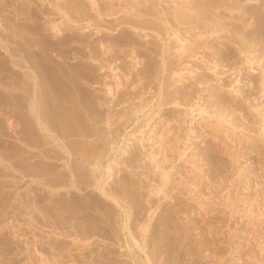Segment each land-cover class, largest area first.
I'll use <instances>...</instances> for the list:
<instances>
[{
    "label": "rangeland",
    "instance_id": "obj_1",
    "mask_svg": "<svg viewBox=\"0 0 264 264\" xmlns=\"http://www.w3.org/2000/svg\"><path fill=\"white\" fill-rule=\"evenodd\" d=\"M41 1L0 0V41L9 43L13 31L27 24L33 33L25 34L42 53V41L56 40L58 29L66 37L74 35L66 40L65 54L49 51L52 136L48 139L56 150L52 154L60 160H51L56 166L50 176L38 173L43 146L29 148L37 140L28 134L27 109L6 111L0 101V109L5 107L0 110V129L6 132L1 137H7L0 141L9 149L0 146V152L14 153L2 156L7 166H0V264H54V260L57 264H264V57L256 51L261 45L244 53L236 50L227 61L223 40L226 43L228 38L222 39V34L229 33L230 15L223 9L205 10L207 6L198 0L188 3H194V13L186 12L182 0H159L161 6L156 5L158 0H82L84 11L68 4L71 21L57 8L60 0ZM36 2L45 4V10ZM158 6L170 9L160 12L159 19L155 17ZM101 8L104 15L99 14ZM143 11L150 14L141 18L133 14ZM251 19L246 17L245 23ZM176 32L187 40L184 52L178 50ZM215 33L220 39L213 37ZM9 44L19 50L17 43ZM4 56L8 55L0 46L2 92L3 86L15 82L9 65L5 68ZM181 71L183 78L178 82L176 72ZM21 77L16 84L20 87ZM37 79L38 106L45 121L41 73ZM18 92L25 101L27 93ZM5 114L16 123L19 120L18 132L8 128ZM219 127H227V132ZM35 129L38 139L42 138L40 126ZM151 129L166 137L161 145L140 143L141 131L148 137ZM24 133L28 134L25 139ZM12 135H23V143ZM61 141L71 151L70 163L55 146ZM31 150L34 170H26L29 175L22 180L16 172L10 174L15 166L8 164L31 155ZM91 160L101 171L114 164L112 186L109 182L95 189L94 181L89 182ZM79 170L86 179L78 178ZM71 174L78 176L77 182ZM56 175L61 184L54 182ZM102 190L115 195L118 207ZM77 197L87 206L85 210L74 206ZM18 198L24 202L12 207L14 211L11 203L18 204ZM21 206L24 213L17 212ZM251 207L254 214L247 219Z\"/></svg>",
    "mask_w": 264,
    "mask_h": 264
},
{
    "label": "bare ground",
    "instance_id": "obj_2",
    "mask_svg": "<svg viewBox=\"0 0 264 264\" xmlns=\"http://www.w3.org/2000/svg\"><path fill=\"white\" fill-rule=\"evenodd\" d=\"M41 1V0H40ZM43 1V3L44 2H48L49 0H42ZM41 1V2H42ZM82 0H60L59 1V5H58V9L62 12V14H63V16L64 17H66V19L67 20H69V21H71L70 19H69V17L67 16V12H70L69 11V8H68V4H70V3H72V5H75V7H73L72 9H74L75 8V11H77V12H79L80 10H81V8H82V2H81ZM93 1V3H95V0H92ZM119 1H121V0H119ZM161 1V0H160ZM159 0L158 1H154V0H150V2H155L156 3V5H160L161 6V2H160ZM168 1V0H167ZM175 1V0H174ZM194 2V0H188L187 2H185L184 0H182L181 2L182 3H180V4H183V6H184V4L186 3L187 5H189V6H187L186 4H185V10H186V12H193L194 11V8L195 7H193V4H188V3H190V2ZM199 1V3L201 4L202 3V6H207L206 8H205V10L206 9H209L210 8V10H211V12L213 13H215V12H222V9L223 10H225V13L226 12H228V14L230 15V20H227V21H229L228 22V25L226 26V28H227V30H226V32H229V33H227V34H222V39L224 38V37H227L228 38V42H226L227 43V45H226V43L224 42V40H225V38H224V40H223V47H227V49H226V54H224V58H226L227 59V61H228V59H230V57L231 56H234L235 55V52H236V50H238L239 52H241V53H244V51L245 50H250V49H252V50H254V49H256L259 45H261V49L260 48H257L256 49V51H259V55H261V56H263L264 57V4H263V0H198ZM244 1V2H243ZM46 2V3H47ZM80 2V3H79ZM133 2H135V0L133 1ZM163 2H164V0H163ZM243 2V3H242ZM37 3V2H36ZM123 4H124V2H122ZM131 3H132V0H131ZM138 2H136V4H137ZM38 5L40 4L41 5V8H42V10L44 11L45 10V4H42V3H37ZM49 4H50V2H49ZM53 4V3H52ZM142 4H145L146 5V3H142ZM142 4H140V5H142ZM166 4V3H165ZM167 4H168V2H167ZM166 4V5H167ZM195 4H197V3H195ZM42 5L44 6V7H42ZM54 5V4H53ZM133 5H134V3H133ZM138 6H139V4H137ZM136 5V6H137ZM165 5V6H166ZM198 5V4H197ZM83 6H85V5H83ZM143 6V5H142ZM160 6H158L157 7V10L155 11V12H158L156 15H155V17L156 18H161L160 17V12H167L168 10L170 11V9H165V7L163 6V7H160ZM168 6V5H167ZM171 6V5H170ZM170 6H168V8H170ZM199 7H200V5H198ZM201 6V7H202ZM145 7V6H144ZM147 7V6H146ZM34 9H35V7H33ZM36 8H37V6H36ZM40 8V9H41ZM44 8V9H43ZM77 8V9H76ZM112 8V7H111ZM134 8V7H133ZM30 9V8H29ZM132 9V8H131ZM135 9V8H134ZM151 9V8H150ZM101 10H102V8L101 9H99V14H103L102 12H101ZM112 10V9H111ZM141 10V9H140ZM145 10H146V8H145ZM180 10H184V9H180ZM193 10V11H192ZM196 10V9H195ZM200 10V9H199ZM209 10V11H210ZM20 10H18V12H19ZM75 11H72V12H75ZM82 11H84L83 10V8H82ZM113 11V10H112ZM127 11V10H126ZM125 11V12H126ZM136 11V10H135ZM139 11V10H138ZM168 11V12H169ZM179 11V10H178ZM197 11V10H196ZM23 12V11H22ZM28 12V11H27ZM29 12H33V9H31V11H29ZM35 12H36V10H35ZM34 12V13H35ZM48 12V11H47ZM181 12V11H180ZM200 12H201V10H200ZM207 12V11H206ZM83 13V12H82ZM114 13V12H113ZM194 13V12H193ZM204 13V12H203ZM98 14V13H97ZM111 14V12L110 13H108V15H110ZM134 15L136 14V16L137 17H139V18H141V17H143V16H145L146 14H150V13H146V11L144 12H140V14L138 13H133ZM164 14H167V13H164ZM185 14V13H184ZM191 14V13H190ZM227 14V15H228ZM104 15V14H103ZM180 15V14H179ZM220 15H222V14H220ZM101 16V15H100ZM97 17V16H96ZM152 17V16H151ZM180 17V16H179ZM188 17V16H187ZM225 17V16H224ZM246 17L248 18V17H250V19H251V22H246L245 23V21H246ZM93 18H95V16L93 17ZM98 18V17H97ZM101 18V17H100ZM103 18V17H102ZM101 18V19H102ZM215 18V17H214ZM228 18V17H227ZM12 19V18H11ZM13 19H14V16H13ZM12 19V20H13ZM20 19V18H19ZM106 19V18H105ZM147 19V18H146ZM182 19V18H181ZM190 19V18H189ZM216 19V18H215ZM214 19V20H215ZM20 20H22V19H20ZM24 20V19H23ZM28 20H30V19H28ZM96 20V19H95ZM138 20V19H137ZM142 20H144V19H142ZM169 20V19H168ZM7 21H9L10 23H11V21H10V19L9 20H7ZM18 21V20H17ZM186 21H188V20H186ZM226 21V20H225ZM226 21V22H227ZM72 22H74V21H72ZM137 22V21H136ZM8 23V22H7ZM9 23V24H10ZM28 23V22H27ZM75 23V22H74ZM73 23V24H74ZM90 23V22H89ZM95 23H96V21H95ZM188 23L190 24V22L188 21ZM170 24V23H169ZM186 25H188V24H186ZM222 25V24H221ZM14 26H15V24H14ZM224 25H222V27H223ZM221 27V28H222ZM31 27L28 25L27 26V24L26 25H24V28H18L19 30H14L13 31V33L16 35V36H20L22 39H23V42H20V41H17V37L15 36V35H13V37H9V36H11V34H7V36L9 37L8 39H9V43H10V41L12 42H14L15 44L17 43L18 44V46H19V52L18 51H16L14 48H12L11 47V45L9 44V43H7V42H3V41H0V46H2V48H4V50L6 51V53H7V57L6 56H4V57H6V61H5V63L7 64L6 65V67L5 68H7V66L9 67V71H11V73L13 74V76H14V79H15V82H12V84L11 85H5V86H3V92L1 91V89H0V101L2 102V104H4L6 107H7V109H6V111H8V109H12V107H15V108H23V109H27L26 111H27V113H28V116H29V119H30V122H29V125L28 126H30V128H28L29 130H28V134L30 135V137H31V139H35V143L34 144H32V145H30V142H26V144H29V145H24L23 147H25L26 148V146H29V148H32L33 147V145H38V144H40L41 143V145L43 146L42 148H41V151H42V154L44 155V158H42V160L39 162L40 164L37 166V168H36V171L38 172V173H44V174H46L47 176H50L51 174H52V172H53V170H55V166H56V163L54 162V161H51L53 158H57V159H59V156L56 154H52V151H55L56 152V150L55 149H53L52 147H50L49 146V137L50 136H52V130L50 129V126H49V119H50V113H51V110H52V108H51V104H50V102H51V99H50V95H51V90H50V88L52 87V84H51V81H50V60H49V58H50V53H49V51L50 50H57V51H59V52H61V53H63V54H65L66 53V51H67V49L66 48H64V46L65 45H67V42H66V40H67V38H69L70 37V39H73V37H74V35H72V36H70V34H69V36L67 35V37H66V35H64V33L60 30V29H58L57 30V35H58V37H57V39L56 40H50V39H48V40H43L42 41V44L40 45V47H39V49L41 50V52L43 53H39V51H38V49H35L34 47H33V42H32V40L30 41L29 39H30V37L29 36H27L25 33L26 32H32L33 33V30H29ZM53 29H56V26H53L52 27ZM217 29H218V27H217ZM98 30V29H97ZM110 30V29H109ZM222 30V29H221ZM224 30H225V26H224ZM220 31V30H219ZM175 32V31H174ZM223 32V31H222ZM236 32H239L238 34H237V38H235L234 37V35H235V33ZM31 33V34H32ZM96 33V32H95ZM137 33V32H136ZM178 32H176V36H174L175 38H176V41H178L179 42V44H180V48L178 49L179 50V52H184V50H185V47H186V42H187V40L185 39V37H182L180 34H177ZM74 34V33H73ZM77 35L78 34H80V33H76ZM86 36H87V34H85ZM112 35V34H111ZM213 35V34H212ZM89 36V35H88ZM207 36V35H206ZM215 36V38H216V36H217V34L215 33L214 35H213V37ZM78 37V36H77ZM109 37V36H108ZM205 37V36H204ZM233 37L235 38V39H233ZM81 38H84V37H81ZM88 38V37H87ZM113 38V37H112ZM119 38V37H118ZM214 38V39H215ZM218 39H220V37H217ZM216 38V39H217ZM86 38H84V40H85ZM120 39V38H119ZM189 39V38H188ZM221 39V40H222ZM87 40V39H86ZM118 40V39H117ZM87 41H89V39L87 40ZM119 41V40H118ZM200 41V40H199ZM206 42V41H205ZM177 43V42H176ZM224 43H225V45L226 46H224ZM201 44V43H200ZM188 45V44H187ZM231 45L233 46V47H231ZM198 46V45H197ZM237 46H238V48H237ZM218 47H221V46H218ZM223 47H221V48H223ZM236 48V49H235ZM207 49V48H206ZM214 49V48H213ZM215 49H217L218 50V48H215ZM15 50V51H14ZM93 50V49H92ZM101 50V49H100ZM225 50V49H224ZM214 51V50H213ZM216 51V50H215ZM223 51V50H222ZM22 52V53H21ZM212 52V51H211ZM255 52V51H254ZM197 53H198V51H197ZM220 53H221V50H220ZM240 53V54H241ZM93 54V53H92ZM240 54H237V55H240ZM253 54V53H252ZM258 54V53H257ZM94 55H96V54H94ZM213 55V54H212ZM98 56V55H97ZM186 56V55H185ZM220 56H223V55H220ZM249 56V59H250V55H248ZM190 57H191V55H190ZM212 57V56H211ZM21 58V59H20ZM93 58H95V57H93ZM97 58V57H96ZM102 58H103V56H102ZM186 58V57H185ZM194 57H192V59H193ZM235 58V57H234ZM255 58V57H254ZM256 58H257V56H256ZM219 59V58H218ZM223 59V58H222ZM239 59H240V57H239ZM252 59V58H251ZM95 60V59H94ZM99 60V59H98ZM202 60V59H201ZM258 60V59H257ZM257 60H256V62H257ZM261 60V59H260ZM96 61H97V59H96ZM259 61V60H258ZM10 62V63H9ZM208 61H206V63H207ZM247 61H245V63H246ZM89 63V61L87 62V64ZM91 63V62H90ZM89 63V64H90ZM191 63V62H190ZM186 64V65H188V66H190L191 64ZM202 64H203V62H201ZM205 63V64H206ZM3 65H5L4 64V62L2 63ZM86 64V63H85ZM96 64V63H95ZM2 65V66H3ZM217 65V64H216ZM243 65V64H242ZM241 65V66H242ZM88 66H90V65H88ZM241 66H239V67H241ZM91 67V66H90ZM187 67V66H186ZM199 67V66H198ZM206 67H208V66H206ZM4 68V67H3ZM94 68V66L92 67V69ZM188 68V67H187ZM186 68V69H187ZM190 68V67H189ZM238 68V67H237ZM17 69V70H16ZM261 69V68H260ZM263 69V68H262ZM94 70V69H93ZM192 70H193V67H192V69H190L189 71L190 72H192ZM7 71V70H6ZM102 71V70H101ZM185 71V70H184ZM184 71H181V72H179V73H177L176 72V74L178 75L177 76V78H178V82L180 81V79L181 78H183V73H184ZM188 71V72H189ZM194 71V70H193ZM41 73V76H42V78L44 79V80H42V83L45 85L44 86V90H45V92H43V93H41V96H44V103H43V105H44V113H42V114H44V116L43 117H45V121H43L42 120V117H41V114H40V107L38 106L39 105V98H38V75ZM187 72V71H186ZM187 72V73H188ZM10 73V74H11ZM22 73V74H21ZM62 74L61 75H64L65 74V72H64V70H62V72H61ZM92 73V72H91ZM137 74V73H136ZM193 75V73H190V75ZM196 74V73H195ZM8 76H9V74H7ZM20 75H22V77H21V79H22V86L20 87V86H17L16 84H17V81L19 80V78H20ZM264 76V75H263ZM115 77L119 80V77L117 76V75H115ZM13 79V80H14ZM261 80H262V78H261ZM20 81V80H19ZM241 81H242V79H241ZM262 82H264V79H263V81ZM254 83V82H253ZM5 84V83H4ZM21 84V83H20ZM19 84V85H20ZM118 85H119V83H118ZM229 85H231V84H229ZM112 88L113 87H111V86H109V92L110 93H112L113 91H112ZM18 91H22L23 93H27V94H25V101L22 99V98H20L21 97V94L18 92ZM55 92V91H54ZM1 105V104H0ZM8 107H11V108H8ZM231 107V106H230ZM2 108H4L5 109V107H2ZM1 108V109H2ZM195 108V107H194ZM234 108V107H233ZM0 109V110H1ZM22 109V110H23ZM199 109V108H198ZM18 110V109H17ZM3 111V110H2ZM24 111V110H23ZM25 111V112H26ZM43 111H41V112H43ZM192 111H194V109H193V107H192ZM15 112V111H14ZM24 112V113H25ZM199 112H200V115H204V113H205V111L203 110V109H200L199 110ZM2 113V112H1ZM8 113H10V112H8ZM7 113V114H8ZM11 113H12V110H11ZM18 113V112H17ZM190 113H191V111H190ZM207 113V112H206ZM13 114V113H12ZM193 114V113H192ZM2 115V114H1ZM187 116V115H186ZM5 121H6V124L8 125V128L9 129H11V130H13V131H16L17 129H18V126H20V125H18V123H19V120H18V123H16L17 122V120H16V122H15V120L14 119H12L11 118V116L10 115H6L5 114ZM13 117V116H12ZM22 117V116H21ZM2 118V117H1ZM4 118V117H3ZM23 118V117H22ZM25 118V117H24ZM35 119V120H34ZM44 119V118H43ZM4 120V119H3ZM21 120V119H20ZM23 120V119H22ZM36 121L37 123L36 124H39L38 126H40V129H41V135L44 137H42L41 138V136H40V138L38 139V132L36 131V127H38L37 125H36V127H34V126H32V124H35L34 123V121ZM1 121V120H0ZM23 122H25V121H23ZM23 122H21V123H23ZM184 122V121H183ZM5 123V122H4ZM27 123V122H26ZM200 123H202V122H200ZM217 123V122H216ZM0 124H1V122H0ZM5 124V125H6ZM217 124H219V122L217 123ZM221 124V123H220ZM4 125V126H5ZM25 125V124H24ZM194 125V124H193ZM220 126V125H219ZM23 127V126H22ZM26 127V129H27V126H25ZM2 128H3V126H2ZM7 128V127H6ZM7 128V130L6 131H8L9 129ZM220 128V127H219ZM223 129H225L224 130V133L225 132H227L226 131V128L227 127H222ZM222 128H220V129H222ZM39 130V129H38ZM5 130H3V129H0V137L2 136V135H6L5 133L6 132H4ZM12 131V132H13ZM18 131H19V129H18ZM18 131H16V132H18ZM170 131V130H169ZM229 131V130H228ZM22 132H23V130H22ZM26 132V131H25ZM7 133H9V131L7 132ZM27 133V132H26ZM15 134V133H14ZM20 135H21V133H19ZM27 134V135H28ZM141 135H142V137L140 138L139 137V141H140V143L143 145L144 143H145V141L146 142H149V143H151V145H154V144H156V143H158L159 145H161L163 142H164V140H165V138H164V136H163V133H161V134H159V133H157L154 129H151L150 131H149V134H148V137L147 136H145V132L144 131H141V133H140ZM8 135H10V133L8 134ZM25 133H24V136H23V139H25L24 137H25ZM26 135V136H27ZM131 135V134H130ZM133 135V134H132ZM11 136V135H10ZM13 136V135H12ZM14 136H16V135H14ZM13 136V137H14ZM21 136V137H22ZM16 137H20V136H16ZM21 137L20 138H18V139H20V143H23V141H22V139H21ZM36 137H37V139H36ZM131 137H134V136H131ZM147 137V138H146ZM2 138H4V137H1L0 138V140L2 139ZM7 137H5L4 138V140H3V142H5V139H6ZM27 138H29V137H27ZM137 138V137H136ZM164 138V139H163ZM9 139V138H8ZM41 139H42V141H41ZM11 139H9V141H10ZM29 140V139H28ZM138 140V139H137ZM149 140V141H148ZM2 141H0V146L2 147V146H4V145H2L1 143H3ZM7 142V141H6ZM15 142H16V140H15ZM16 143H18V141L16 142ZM25 143V142H24ZM4 144V143H3ZM6 144V143H5ZM23 145V144H22ZM8 146H10V148L12 149V148H14V146H15V144H13V145H8ZM46 146V147H45ZM55 146L59 149V151H60V154H62L63 155V157H66L65 159H67L68 160V162L70 163V156H71V151H70V149L67 147V145H65V143L64 142H57L56 144H55ZM5 147H7L6 145L4 146V148ZM16 147V146H15ZM28 148V147H27ZM7 149H8V147H7ZM16 148H14V150H15ZM3 150V149H2ZM9 150V149H8ZM30 150V149H29ZM58 151V152H59ZM8 152V153H7ZM7 152H3V153H1L0 152V166H5L6 164L5 163H3V159H4V157H3V159H2V156H6L7 157V155L8 154H10V156H11V154H14V153H9V151H7ZM15 152V151H14ZM30 152V154L31 155H27V156H25V154H24V156H20V160L19 161H16L15 159H17V157L15 158V159H13V160H15L16 162H14L13 164H8V166L10 167L11 166V168L13 167V166H15V169H12V173L10 172V174H15L14 172H16L17 174H18V176L17 177H19L21 180L22 179H24L25 178V176L26 175H29V173L26 171V170H28V171H32V170H34L33 169V166H34V164H35V162H34V160L32 159V158H34L35 156H34V153L35 152H33L32 150L31 151H29ZM28 153V152H27ZM151 153V152H150ZM19 155V154H21V153H15V155ZM100 157V156H99ZM152 157H155L154 155H153V153H152ZM18 158H19V156H18ZM60 158H62V157H60ZM64 159V160H65ZM6 160V159H5ZM11 160H12V158H11ZM28 160V161H27ZM60 160V159H59ZM66 160V161H67ZM93 160H95V159H93ZM39 161V160H38ZM37 161V162H38ZM86 161V160H85ZM92 161V160H91ZM11 162V161H10ZM8 163H9V161H8ZM68 163V164H69ZM94 163V164H93ZM85 164H88V162L86 163L85 162ZM92 164L94 165L93 167H91V169H92V173H91V175H89L88 177V179H89V182L91 181V183L93 182V186L95 187V189H99V188H101V186L103 185V184H107V183H109L111 180H113V179H115V175H114V173H115V171H114V168H113V166H114V164L113 165H111V164H109L106 168H105V170L104 171H101V170H99V167L100 166H98V164H95V162H93L92 161ZM7 166V165H6ZM84 166V165H83ZM89 166V165H88ZM70 167V166H69ZM74 167V166H73ZM8 168V167H7ZM77 168V167H76ZM1 169V168H0ZM70 169V168H69ZM73 169V168H72ZM75 169V168H74ZM73 169V170H74ZM79 169V168H78ZM101 169V168H100ZM3 170V169H2ZM76 170V169H75ZM8 171V170H7ZM58 171V170H57ZM77 171V170H76ZM75 171V172H76ZM80 171V170H79ZM71 172H72V170H71ZM74 172V171H73ZM64 173V172H63ZM70 173V172H69ZM9 174V173H8ZM9 174V175H10ZM16 174V175H17ZM54 174V173H53ZM56 174V173H55ZM77 174V173H76ZM116 174V173H115ZM71 175H74V174H71ZM62 176H64V175H62ZM75 176V175H74ZM79 176V177H78ZM78 176H75L74 177V179H76V182H77V179L78 178H85L86 179V176L87 175H83L82 174V171H80V173H79V175ZM15 177V176H14ZM71 177H73V176H71ZM70 177V178H71ZM78 177V178H77ZM33 178V177H32ZM47 178V177H46ZM69 178V179H70ZM50 179V177H48V180ZM59 179H60V176L59 175H56L55 177H54V182H56V181H59ZM64 179V178H63ZM47 180V179H46ZM67 179H65V181H66ZM80 180V179H79ZM84 180V179H83ZM49 182H51L50 180H49ZM68 182H70L69 180H68ZM59 183H60V181H59ZM67 183V182H66ZM71 183V182H70ZM69 183V184H70ZM75 183V182H74ZM80 183V182H79ZM112 182H110L109 184H111ZM56 184V183H55ZM61 184V183H60ZM113 184V183H112ZM112 184H111V186H112ZM72 186H73V184H71ZM83 185V184H82ZM70 186V185H69ZM1 188H3V187H1ZM2 189H0V191H1ZM68 191V190H67ZM102 192V195L104 194L105 196H106V198H108L109 200H111V202L113 201V202H115V203H117V204H115L116 206L117 205H119V202H118V200L116 199V197H114L113 195H111V194H108V193H106L105 191H101ZM46 193V192H45ZM59 193V192H58ZM1 194V193H0ZM20 197H22L23 198V194L22 193H20V192H18L17 193ZM50 194H52V193H50ZM28 195V194H27ZM26 195V196H27ZM1 196V195H0ZM104 196V197H105ZM11 198V197H10ZM78 198V197H77ZM77 198H75V200H74V206L78 209V210H81V211H83V210H85L86 208H87V206L85 207V203L83 204V203H81L80 201H79V198L77 199ZM16 199H17V196H14V200L16 201ZM19 199V198H18ZM21 199V198H20ZM19 199V201H18V204H16V203H11V208L12 207H17V205H19V202L20 203H22V202H24L23 200H20ZM29 199V198H28ZM35 199H36V197H35ZM39 199H41V198H39ZM228 199V198H227ZM25 200V199H24ZM2 201V199L0 198V202ZM7 202H8V200H6ZM33 201V200H32ZM31 201V202H32ZM5 202V201H4ZM10 202V201H9ZM13 202V201H12ZM26 202H28V201H26ZM25 202V203H26ZM33 202H35V200L33 201ZM60 202V201H59ZM94 202H96V203H98L97 201H94ZM201 202V201H200ZM203 202V201H202ZM229 202H231V201H229ZM36 203V202H35ZM61 203H63L62 201H61ZM95 203V204H96ZM6 204V203H5ZM10 204V203H9ZM30 204H33V203H30ZM60 204V203H59ZM59 204H58V207H60V206H62V204L59 206ZM65 204V203H64ZM203 204V203H202ZM232 204V203H231ZM0 205H1V203H0ZM20 205H22V204H20ZM28 205H29V203H28ZM28 205H27V209H25V211H27V212H25V211H23V210H21V209H23V207L22 208H20V211H17V212H21V211H23V212H21V213H28ZM88 205V204H87ZM92 205V204H91ZM199 205H201V204H199ZM233 205V204H232ZM64 206V205H63ZM67 206H68V204H67ZM24 207H25V205H24ZM92 207V206H91ZM118 207V206H117ZM7 208V207H6ZM5 208V209H6ZM26 208V207H25ZM36 208V205H35V207H34V209ZM65 209H66V205H65V207H64ZM98 208V207H97ZM100 208V207H99ZM13 209V208H12ZM18 209H19V207H18ZM17 209V210H18ZM14 210V209H13ZM64 210V209H63ZM107 210V209H106ZM156 210V209H155ZM253 210H254V208H250L249 209V211H247L246 212V217L248 216V217H251L250 215H252V213H253ZM264 210V209H263ZM7 211V210H6ZM8 211H9V209H8ZM7 211V212H8ZM10 211H12L11 209H10ZM9 211V212H10ZM15 211V210H14ZM259 211H262V209L261 210H259ZM258 211V212H259ZM6 212V213H7ZM8 212V213H9ZM152 212V211H151ZM92 213V212H91ZM153 213V212H152ZM262 213H264V212H262ZM254 214V213H253ZM91 215V214H90ZM261 215V214H260ZM32 216V215H31ZM93 216V215H92ZM245 216H243L242 218H244ZM245 217V218H246ZM248 217H247V219H248ZM92 218H94V217H92ZM252 218V217H251ZM246 220V219H245ZM29 222H30V220H29ZM63 224V223H62ZM141 230H142V232H145V230H146V225H142V227H141ZM130 232V231H129ZM73 240H75V239H73ZM76 241V240H75ZM16 242V241H15ZM135 242H137V240H135ZM17 243V242H16ZM29 244V243H28ZM136 244H138V242L136 243ZM18 245V244H17ZM17 245H16V247H17ZM19 246V245H18ZM31 246V245H30ZM35 247V246H34ZM10 248V247H9ZM31 248V247H30ZM36 248V247H35ZM35 248H33L34 250H35ZM28 250H29V248H28ZM34 250H32V248H31V251H34ZM35 252V251H34ZM33 252V253H34ZM29 253V252H28ZM31 255H33V254H31ZM45 258V257H44ZM41 260V259H40ZM43 261V260H42ZM41 261V262H42ZM29 262V261H28ZM28 262H27V264H28ZM30 263H32V262H30ZM54 264H57L56 262H55V260H54Z\"/></svg>",
    "mask_w": 264,
    "mask_h": 264
}]
</instances>
